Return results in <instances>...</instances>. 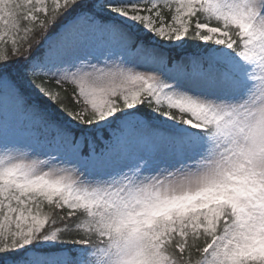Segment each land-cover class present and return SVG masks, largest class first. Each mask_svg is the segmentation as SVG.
<instances>
[{
  "label": "snow or ice",
  "instance_id": "6c2138e0",
  "mask_svg": "<svg viewBox=\"0 0 264 264\" xmlns=\"http://www.w3.org/2000/svg\"><path fill=\"white\" fill-rule=\"evenodd\" d=\"M0 264H264V0H0Z\"/></svg>",
  "mask_w": 264,
  "mask_h": 264
}]
</instances>
